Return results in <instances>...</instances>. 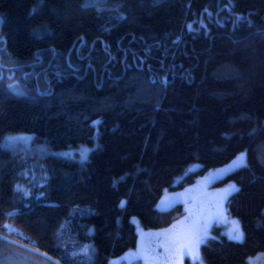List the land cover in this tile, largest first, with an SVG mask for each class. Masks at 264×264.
<instances>
[{
    "label": "trees",
    "instance_id": "obj_1",
    "mask_svg": "<svg viewBox=\"0 0 264 264\" xmlns=\"http://www.w3.org/2000/svg\"><path fill=\"white\" fill-rule=\"evenodd\" d=\"M90 2L0 0V264H51L8 240L111 264L137 249L134 220L184 215L156 209L165 190L241 153L213 186L239 189L226 210L244 240L215 228L200 254L247 264L264 252V0ZM18 135L30 142L4 143Z\"/></svg>",
    "mask_w": 264,
    "mask_h": 264
},
{
    "label": "rangeland",
    "instance_id": "obj_2",
    "mask_svg": "<svg viewBox=\"0 0 264 264\" xmlns=\"http://www.w3.org/2000/svg\"><path fill=\"white\" fill-rule=\"evenodd\" d=\"M10 137H16L17 139L10 140ZM29 142V137L22 135L9 136L4 140L7 146H25ZM76 152L80 157L85 155V152ZM72 154L75 153L70 151L68 155ZM245 163L246 155L241 153L223 167L210 170L204 176H200L192 184L185 185L179 190H165L157 201L156 209L166 211L176 205H182L184 215L177 218L170 226L155 230L143 229L139 222L134 220L139 241L137 249L114 259L111 264H184L185 259H188L192 264H201V262L205 264L201 258L200 248L213 237V229L218 228V232L227 239L232 240L230 235L234 227L233 222L237 221L235 218L230 217L226 210L227 199L234 191L222 202L221 210L217 209L218 197L229 186L235 184L228 182L221 187H214L213 184ZM197 167L193 166L191 170ZM183 217H185L184 221L182 220ZM206 220H210L209 236L199 245L198 249L189 247L178 250V245L174 246L173 242L182 236L191 225ZM5 264H14V261L7 260ZM247 264H264V252L248 258Z\"/></svg>",
    "mask_w": 264,
    "mask_h": 264
},
{
    "label": "snow or ice",
    "instance_id": "obj_3",
    "mask_svg": "<svg viewBox=\"0 0 264 264\" xmlns=\"http://www.w3.org/2000/svg\"><path fill=\"white\" fill-rule=\"evenodd\" d=\"M104 2V0H91V2L86 6L97 7L98 11H104V8L100 7V5ZM14 80V77H12ZM8 87L16 92V94H24L23 90L18 87L16 83L9 84ZM10 140H16V137H10ZM239 191L235 185L229 186L219 197L217 201V209L221 210V204L227 197L233 192ZM123 203V202H122ZM170 203V202H169ZM14 213H9L8 215H13ZM234 227L232 229L230 239L243 242L244 240V232L241 229L239 222L234 221ZM210 226V220L196 222L189 227V229L180 237H178L173 243L174 246L178 245V250L186 249V248H195L198 249L199 245L205 241V239L209 236L208 228ZM8 227V226H6ZM168 249L166 248V251ZM84 254L89 255L88 247L84 246L80 249V252H73L72 256L75 257L77 255ZM202 264V262H201Z\"/></svg>",
    "mask_w": 264,
    "mask_h": 264
},
{
    "label": "water",
    "instance_id": "obj_4",
    "mask_svg": "<svg viewBox=\"0 0 264 264\" xmlns=\"http://www.w3.org/2000/svg\"><path fill=\"white\" fill-rule=\"evenodd\" d=\"M7 242L10 245H12V246H15L17 248H20L22 250H25L27 252L33 253V254L41 257V258L49 261L51 264H60L58 261H56L55 259L51 258L50 256H48L46 254H43V253H41V252H39L37 250H34V249L30 248V247H27V246H25V245H23V244H21L19 242H15V241H11V240H8Z\"/></svg>",
    "mask_w": 264,
    "mask_h": 264
}]
</instances>
